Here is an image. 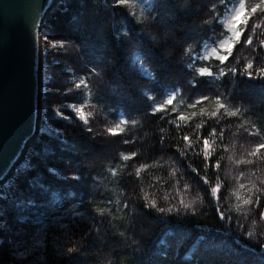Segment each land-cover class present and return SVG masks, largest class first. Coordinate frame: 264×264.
<instances>
[{
  "label": "trees",
  "instance_id": "obj_1",
  "mask_svg": "<svg viewBox=\"0 0 264 264\" xmlns=\"http://www.w3.org/2000/svg\"><path fill=\"white\" fill-rule=\"evenodd\" d=\"M152 2L153 0H148L144 3L141 0L135 10L139 13L140 8L143 7L147 14L149 4ZM204 2L205 0H190L188 7L196 9ZM226 3L228 10L225 11L223 7L219 10L222 13L221 21L227 18L233 4L238 3V0H226ZM177 6L183 7L184 0H177ZM118 16L119 14L113 13L104 6V0H71L70 3H63L59 6L48 17L43 27V34H49L53 42L67 40L71 42V46L67 54L59 47L45 52L43 123L50 125L52 130L40 135L30 153V162L27 165L41 162L39 166L34 170L26 167L23 171L31 176H38L53 188L59 187L62 184L59 173L72 174L69 168L64 167L62 163L64 158L70 154L71 146L73 144L90 145L99 153L83 157L82 162L85 166V177L98 178L95 185L92 179L87 181L89 193H92L93 188L95 193L86 195L84 191L74 186L63 185L62 200L65 207L75 206L78 211L85 212V216L92 207H104L107 201L111 200L115 216L114 220L105 224L98 239L88 242L86 251L76 264H150L152 257L159 258L165 255L167 264H240V256L237 253L248 255L250 264H261V257L255 254V249L246 246L240 238L241 230L236 228L235 223H232L234 236L226 234L224 225L228 222L225 221L222 224L219 221L216 209L228 210L235 207L237 201L233 195L234 188L238 183L248 184L249 180L256 179L255 176H249V172L259 169L257 175L264 179V164L257 162L254 169L252 165H237L234 162L237 159H253L247 157V151H250L256 143L264 142V89L249 86L246 78L239 79L229 75L193 90L186 84L187 80L192 79L187 72L194 71V69L184 67L188 59L183 50L186 46L183 34L174 33L167 42H162L152 49L151 59L138 61L137 57L141 55L139 52L127 48L114 38ZM200 19V16L185 15L180 17L177 23L191 24L194 21L199 22ZM99 22H101V28L96 30L95 26ZM152 31L158 37H163L161 27L158 26ZM216 32L218 35L226 34L225 29L220 27L216 29ZM259 32H264V28L258 30ZM211 35L213 33L208 32L206 35H197L195 39L204 41L207 40V36ZM191 42V40L188 41V43ZM105 50L113 57L110 62L111 71L105 74L108 69L102 65L105 71H102L100 76H94L89 80L96 95L104 96V100L92 101V103L104 105L103 109L97 108L94 112L93 128L96 139L93 142L90 137L84 135L81 127L70 126L66 121L52 116L51 113L63 98L61 94L67 88L72 87L71 78L85 76L87 69L102 59L101 53ZM161 52L164 54L163 59ZM254 55L258 57L256 66H264V52L254 54L247 46L238 45L234 50L236 59L229 64V67L236 66L237 61L242 67L243 63L248 59H253ZM141 62L143 70L140 68ZM217 64V61L197 62L195 67L210 66L215 72ZM115 74L123 80L139 85V88L149 95H156L157 102H161L163 98V89H153V77L159 79L165 86H179L183 96L178 99L183 98L186 103L192 102L190 97L195 98L202 94L210 97L221 95L230 106L239 107L240 117L222 121L219 126L214 120H209L203 129L204 134H207L212 127H217L218 131L221 128L224 129L223 143L218 145L217 154L213 159L215 163V160L223 157L219 172L215 168L207 167L203 158L195 157L194 153H189L188 158L179 156L177 149L184 146L179 142V137L184 134L183 131L174 129L173 125L166 121L131 110L135 107L141 109L144 107L143 97L139 91H117V100L113 101L111 94L118 87L116 83H112V76ZM66 102L73 103L75 98L69 97ZM125 103L129 106L128 108L125 107ZM177 107L179 110H185L184 105L178 104ZM201 107L211 112L215 108L214 100L210 99L203 105L197 106L196 111H199ZM120 118L135 119L138 123L134 128L130 126L123 137H108L104 129L118 123ZM172 118V116L168 117V119ZM200 122L199 118H195L193 126ZM251 125L259 129L258 136L247 135L245 129L254 131ZM188 131L190 133V129ZM161 138H163V143H161ZM123 139H130L134 142L125 145L122 143ZM225 148L227 151L224 150ZM131 152H136L137 157L127 162L128 173L134 174L136 167L140 164H148L150 167L141 172V181H138L134 175L127 176L124 187H121L116 184L115 178L110 176L107 169L121 166L124 162L119 160V154ZM49 165L56 166V171L49 173L47 171ZM158 165H163V167H158ZM173 168L176 169L174 175L172 174ZM193 169H197L198 174ZM240 171H244L247 178L237 181L235 177ZM205 175L211 184L216 182L217 175L224 184L219 204L210 197L208 185H205L201 179ZM157 177L163 178L159 191L148 187ZM178 178L181 187L184 184L190 186L189 191L181 193L173 191ZM141 187L145 191L154 192L161 201L160 206H167L163 202L165 196L171 198V196L182 195L186 203L200 197L196 203L195 216L193 217L189 212L184 221L183 230L175 227V224L162 227L158 220L153 219L152 213H143V201L140 199L142 197ZM241 194L243 195V191ZM82 199L89 202L88 211L80 206L79 201ZM125 199L129 201V209H117V202ZM261 209L264 210V204ZM232 214L234 217L239 215L235 212ZM79 219V217H65L62 223L72 229L71 221H79ZM241 220L245 224V231L264 233V221H260L255 213H249L247 219L241 217ZM84 227L85 225H81L77 232L82 231ZM92 236H97V233L93 232ZM64 243L66 239L61 236L58 244L45 243L33 252L30 258L23 259L26 261L31 259L33 264H38L36 258L47 251L49 264H64L59 258L53 260L52 257V250L62 251ZM230 252L232 255H228ZM16 259L21 258L16 257ZM0 260L3 264H12L7 245L0 252Z\"/></svg>",
  "mask_w": 264,
  "mask_h": 264
},
{
  "label": "snow or ice",
  "instance_id": "obj_2",
  "mask_svg": "<svg viewBox=\"0 0 264 264\" xmlns=\"http://www.w3.org/2000/svg\"><path fill=\"white\" fill-rule=\"evenodd\" d=\"M70 2L71 0H62L64 4ZM143 2L147 3L148 0H143ZM140 3L141 0H104L106 8L119 14L114 38L127 48L139 52L141 55L137 57L138 61L151 59L153 48L162 42H167L174 33H181L185 37L184 45L186 46L183 50L188 59V63L184 67L194 69V71L187 72V75L192 77V79L186 81L191 89L196 90L203 85L213 83L220 77L229 75L239 79L246 78L249 86L264 89V66H256L257 56L254 55L253 59H248L242 67L239 61H237L236 66L229 67V64L236 59L234 50L237 49L238 45L247 46L252 49L254 54L264 52V38H262L264 32L258 33V30L264 28V0H238V3L233 4L230 14L223 21L220 19L222 13L219 10L221 7L225 11L228 10L226 0H218V2L217 0H205L196 9L188 7L190 0H184L183 7L177 6V0H153L149 4L147 14H145L143 7L140 8L139 13L135 10ZM214 13L216 15H213ZM185 15L200 16L201 19L199 22L194 21L191 24L177 23V20ZM203 17L208 18L204 19ZM158 26L162 28V38L152 31ZM33 27H35V21H33ZM218 27L225 29L226 34L218 35L216 32ZM208 32H212L213 35L207 36V40L195 39L197 35H206ZM42 38L47 43L49 34L45 33ZM189 40L192 42L188 43ZM254 44L255 47H253ZM70 46L71 42L67 40L53 42L49 45L53 49L61 48L65 54L68 53ZM201 46L202 50H200ZM44 51L48 52V48H45ZM160 55L163 59L164 54L161 52ZM101 56V60L87 69L85 76H73L71 78L72 87L67 88L61 94L63 98L59 101L58 106L52 109L51 113L52 116L66 121L70 126L81 127L84 135L90 137L93 142L96 139L93 128L95 122L94 112L97 108L103 109L104 105L92 103V101L104 100V96L96 95L89 80L94 76H100L101 72L105 71V67L108 69L105 74H109L111 71L110 62L113 60V57L106 50L101 53ZM211 61L218 62L215 72L210 66L195 67L197 62ZM102 65H105V67H102ZM140 68L143 70L142 62ZM226 68L227 71H225ZM137 75L139 76L140 73L138 72ZM141 78L143 77L141 76ZM152 82L154 90L163 89L161 102H157L156 95H149L140 89L139 85L123 80L118 74L112 76V83H116L118 87L112 92L111 99L113 101L117 100V91H139L143 97L144 107L143 109L135 107L131 110L166 121L172 124L174 129L183 131L184 134L179 137V142L184 146L177 149L179 156L188 158L189 153H194L195 157L203 158L207 167L215 168L219 172L223 157L215 160V163H213V159L217 154L218 145L223 143L224 129L221 128L218 131L217 127H212L211 130L207 131V134H204L203 129H205L209 120H214L219 126L222 121L240 117L241 109L230 106L221 95L210 97L202 94L195 98L190 97L192 102L186 103L183 98L178 99V97L183 96L182 89L179 86H165L155 77H153ZM69 97H74L75 102L67 103L66 100ZM210 99L214 100V110L207 112L201 107L199 111H196L197 106L203 105ZM178 104L184 105L185 110H179ZM125 107H129L127 103H125ZM169 116L173 118L168 119ZM195 118H199L201 122L193 126ZM137 123L138 121L135 119L120 118L118 123L106 127L104 132L107 133L108 137H123L129 127L134 128ZM251 128L254 131L245 129L248 136H258L260 134L255 125H251ZM41 131H43V128H41ZM130 142L134 141L130 139L122 140L125 145ZM161 143H163V138H161ZM224 150L227 151L226 148ZM92 154L93 149L90 145L73 144L70 154L62 162L63 166L69 168L72 174L59 173L62 184L56 188H53L52 185L44 182L38 176H31L28 172L22 170L25 167L34 170L41 162L33 165H22L16 168L11 175H9L7 169L0 172V252L7 245L12 264H33L31 259L26 261L23 258H30L31 254L45 243L58 244L61 236L65 237L66 243L62 245V251L52 250L53 260L59 258L64 264H76L86 251L88 242L98 239L99 233H101L105 224L115 219L111 200H108L104 207H92L87 216H85V212L78 211L75 206L65 207L62 200L63 185L74 186L84 191L86 195L95 193L94 188L92 193H89L87 181L92 179L93 185H95L98 178L85 177V166L82 162L83 157ZM136 157V152L120 153L119 160L124 163L119 167H109L107 169L110 176L115 178L118 186L124 187L127 176L134 175L138 181L142 180L141 172L146 171L150 165L140 164L139 167H136L134 174L127 172V162L134 160ZM247 157L253 159H237L234 162L237 165H252L254 169L257 162L264 164V142L252 146L251 150L247 151ZM158 167L162 168L163 165H158ZM47 171L49 173L55 172L56 166H47ZM193 171L198 174L197 169H193ZM258 171L259 169H256L248 173L249 176H255V180H249L248 184L238 183L234 188L233 195L237 201L235 207L228 210L217 208L216 213L222 224L225 221L228 222L224 225L226 234L234 236L232 223H235L236 228L241 230L240 238L242 241L246 246L255 249V254L261 257V264H264V243H261V241H264V233L251 230L245 231V224L241 220V217L247 219L249 213H255L260 221H264V210L261 209L262 204H264V179L257 175ZM175 173L176 169L173 168L172 174ZM242 178H247L244 171H240L238 176L235 177L237 181ZM201 179L205 185H208L210 197L219 204L224 187L219 176L217 175L214 184L209 182L207 175L201 177ZM162 180V177H157L148 187L159 191ZM189 189L190 186L187 184L180 186L179 178L176 185L173 186L175 193L186 192ZM241 191H243V195ZM140 192L142 193L140 199L143 201L142 211L144 214L152 213L153 219L158 220L162 227L175 224V227L181 230L185 227L184 221L189 212L193 217L195 216L196 203L200 199V197H196L191 202L186 203L182 195L178 197L171 196V198L165 196L163 202L167 206H160L161 201L154 192L145 191L143 187L140 188ZM68 203H71V201H68ZM79 203L88 211L89 202L87 200L82 199ZM117 209L128 210L129 201L127 199L118 201ZM233 212L239 215L234 217ZM65 217H79L80 219L79 221H71L73 228L69 229L67 224L62 223ZM81 225H85V227L78 233L77 229ZM93 232L97 233V236H92ZM257 245L258 248H256ZM228 255H232V253L230 252ZM237 255L240 256V264H250L248 255H240L239 253ZM16 257L21 259L17 260ZM36 259L38 264H49L47 251ZM0 264H3L2 260H0ZM150 264H167V256L159 258L154 256L150 259Z\"/></svg>",
  "mask_w": 264,
  "mask_h": 264
},
{
  "label": "water",
  "instance_id": "obj_3",
  "mask_svg": "<svg viewBox=\"0 0 264 264\" xmlns=\"http://www.w3.org/2000/svg\"><path fill=\"white\" fill-rule=\"evenodd\" d=\"M60 0H0V172H15L39 136L41 27ZM35 21V27H33Z\"/></svg>",
  "mask_w": 264,
  "mask_h": 264
},
{
  "label": "rangeland",
  "instance_id": "obj_4",
  "mask_svg": "<svg viewBox=\"0 0 264 264\" xmlns=\"http://www.w3.org/2000/svg\"><path fill=\"white\" fill-rule=\"evenodd\" d=\"M100 28H101V22H99L96 26H95V29L96 30H100ZM46 31V30H45ZM47 32V31H46ZM45 34V33H44ZM51 43H53V41L49 38V41L46 43L44 40H43V44H44V48H48V51H50V49H52V48H50L49 47V45L51 44ZM41 128H43V130H49V129H51V127L50 126H48L47 124H42V127ZM93 153L94 154H96V153H99V151H97V150H93Z\"/></svg>",
  "mask_w": 264,
  "mask_h": 264
}]
</instances>
